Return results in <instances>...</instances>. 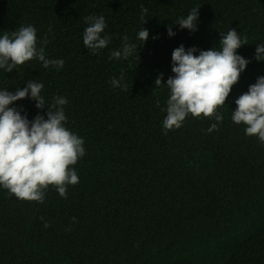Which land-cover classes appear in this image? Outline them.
<instances>
[{
	"label": "trees",
	"instance_id": "16d2710c",
	"mask_svg": "<svg viewBox=\"0 0 264 264\" xmlns=\"http://www.w3.org/2000/svg\"><path fill=\"white\" fill-rule=\"evenodd\" d=\"M197 7L195 31L173 23ZM89 15L105 17L110 37L95 55L82 44ZM28 24L38 47L47 41L46 57L64 65L0 69V89L34 79L47 103L65 97V126L83 138L85 155L63 197L51 185L43 203L0 189V264H264V144L230 119L235 98L264 76L253 58L264 43V0H0V34ZM141 27L149 36L137 55L109 59L123 37L141 43ZM230 28L246 38L236 51L249 63L217 107L222 121L189 115L165 131L169 92L154 81L174 75L172 50H218ZM34 104L9 107L31 120L47 111Z\"/></svg>",
	"mask_w": 264,
	"mask_h": 264
},
{
	"label": "clouds",
	"instance_id": "9594fccd",
	"mask_svg": "<svg viewBox=\"0 0 264 264\" xmlns=\"http://www.w3.org/2000/svg\"><path fill=\"white\" fill-rule=\"evenodd\" d=\"M198 8L190 9L186 16L178 17L173 23L180 29L195 31ZM84 21L82 44L95 55L110 43V37L102 35L106 20L103 15H89L84 17ZM167 35H175L171 27H168ZM148 36V29L141 27L136 36L141 43L130 42L127 36L123 37L121 47L111 51L109 59L127 60L133 54L137 55L138 45L143 44ZM46 43L41 40L37 46L36 28L31 24L22 25L11 34H0V69L11 72L26 61L35 59L44 68L52 66L59 70L64 60L47 58L44 51ZM246 43V38H242L235 28H230L225 34L220 33L218 50L213 47L199 50L195 46L186 50L183 44L172 50L171 72L174 75L163 84V74L154 81L156 86H166L169 92L163 109L166 112L162 120L165 131L181 127L189 115L211 116L217 122L222 121L223 116L217 107L225 104L232 86L249 63L236 51ZM253 58L264 61V43L256 44ZM122 79L123 75L113 78L110 83L114 88L123 87ZM43 88L42 82L33 79L25 81V86L16 88L15 92L0 89V189H6L19 199L38 203L44 202L48 186H53L63 197L68 185L79 182L77 171L72 166L85 155L83 138L65 126L64 105L68 100L55 96L51 103H47L41 94ZM26 97L35 102L37 109L47 106L44 115L37 113L29 120L17 107H9ZM234 103L236 107L231 112V121L243 124L245 135H254L264 144V76H258L246 92L235 98ZM216 128L217 124L212 123L207 131L212 132Z\"/></svg>",
	"mask_w": 264,
	"mask_h": 264
}]
</instances>
